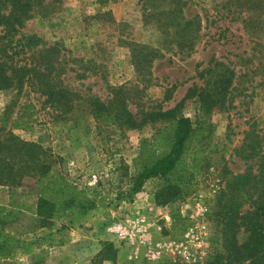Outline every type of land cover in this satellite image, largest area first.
<instances>
[{
	"label": "rangeland",
	"instance_id": "374dc122",
	"mask_svg": "<svg viewBox=\"0 0 264 264\" xmlns=\"http://www.w3.org/2000/svg\"><path fill=\"white\" fill-rule=\"evenodd\" d=\"M42 2L17 33L3 38L2 44L17 65L32 63L37 51L55 47L63 70L59 79L80 100L63 120L27 84L20 92L0 91V116L7 108L15 119L24 104L33 105L36 111L30 122L32 129L13 130L14 136L49 149L58 157L57 166L68 181L79 190L100 193L103 203L74 224H67L65 218L56 220L40 235L49 239L32 255L17 254L12 262L0 264H103L121 247L105 232V226L119 217V208H123L120 214L140 211L155 215L149 203L157 192L156 180L145 182L131 197L127 194L133 184L131 162L138 144L161 124L148 123L132 130L96 121L87 101L107 102L115 88L127 91V108L139 117L145 112L171 109L188 88L201 86L199 74L210 66V60L229 65L238 78L228 93L225 109L211 116L216 149L208 156L202 189L217 184L219 193L210 197L214 205L233 178L248 168L264 182V170L260 169L264 158V58L259 46L264 38L259 44L249 38V29L243 22L245 7L236 0ZM184 19L192 20L195 39L191 47L180 48ZM28 38L35 40L31 46H26ZM198 110V100L193 99L180 113L194 120ZM250 146H254L256 154ZM243 188L241 214L252 210L253 202L264 197V188L258 184ZM9 191L0 185V206H7ZM215 212L212 207L207 216L213 252L222 251L223 220ZM156 214L160 218V213ZM86 219L88 225L81 223ZM166 220L171 223L170 217ZM164 223L158 224L162 236L167 237L163 234L170 231L171 224ZM93 226H98L96 231ZM246 237L240 229L238 242H244ZM24 239L32 241L34 237ZM167 261L185 264L168 259L158 264Z\"/></svg>",
	"mask_w": 264,
	"mask_h": 264
},
{
	"label": "trees",
	"instance_id": "16d2710c",
	"mask_svg": "<svg viewBox=\"0 0 264 264\" xmlns=\"http://www.w3.org/2000/svg\"><path fill=\"white\" fill-rule=\"evenodd\" d=\"M43 0H0V91L20 92L30 85L44 98L53 110L65 120L80 100L59 79L62 64L59 50L51 47L37 51L32 63L13 64L3 38L14 35L29 20ZM245 7L248 36L256 44L264 38V0H236ZM182 20V18H181ZM180 30V48L191 47L192 20L184 19ZM28 38L26 46L34 44ZM258 41V42H257ZM262 53L264 58V43ZM188 47V48H189ZM210 66L199 74L202 85L188 88L183 98L166 111H150L139 117L127 108V91L115 88L107 102L90 99L87 105L96 121L114 124L132 130L146 124H161L148 138L138 144L137 155L132 159L133 184L127 196L139 192L144 183L157 181L154 204L169 209L171 228L164 236L178 240L189 227V221L179 212L178 203L193 197L206 183L203 172L212 149L214 126L211 116L225 109L226 99L236 78L233 68L222 62L210 60ZM197 99L199 110L194 120L180 113L185 103ZM35 107L24 104L15 119L6 108L0 116V185L7 186L9 202L0 206V261L12 262L16 255H32L36 247L49 239L40 236L58 219L74 224L93 212L103 198L98 192L79 190L68 181L58 168L57 160L49 149L14 136L13 130L30 131ZM1 133H4L1 136ZM258 145V144H257ZM249 147V145L247 146ZM253 154L254 146H250ZM260 169L264 170V158ZM264 188L262 177L251 174L250 169L236 176L222 192L213 207L223 220L221 249L210 254L205 264H264V197L253 202L250 211L241 214L240 193L243 187L256 185ZM240 229L247 234L238 242ZM161 233L163 230L161 229ZM33 236L32 241L24 239ZM116 253V252H115ZM115 263V255L108 259ZM163 264H172L167 261Z\"/></svg>",
	"mask_w": 264,
	"mask_h": 264
},
{
	"label": "built area",
	"instance_id": "2783aa9c",
	"mask_svg": "<svg viewBox=\"0 0 264 264\" xmlns=\"http://www.w3.org/2000/svg\"><path fill=\"white\" fill-rule=\"evenodd\" d=\"M202 188L193 197L178 204L181 216L189 221V227L178 240H171L168 236L152 240L149 227L152 217L140 211L122 213L105 226V232L117 244L126 248L134 259L141 257L152 264H158L164 259L185 264H203L213 253L207 216L213 207L210 197H216L219 188L217 184Z\"/></svg>",
	"mask_w": 264,
	"mask_h": 264
},
{
	"label": "crops",
	"instance_id": "0c3cea01",
	"mask_svg": "<svg viewBox=\"0 0 264 264\" xmlns=\"http://www.w3.org/2000/svg\"><path fill=\"white\" fill-rule=\"evenodd\" d=\"M149 207H150V210L154 211L155 215H158L156 213H160V218H157V216L153 215V217L150 220L151 224L149 225V227L151 229V239L154 241L164 239V237L162 236V233H161L160 225L158 223H159V221H165V223L163 224L164 226H169L171 224L170 222H167L168 220H166V219H169L167 211L165 212V210H167V209L166 208L163 209L162 207L156 206L153 201H150ZM122 209L123 208L118 209V211H119L117 213L118 216L121 215L120 212L122 211ZM158 210H161V212H158ZM81 223H83V224L87 223L86 225H88L89 219H86ZM97 228H98V226L94 227V231H96ZM97 244H99V243L97 242ZM113 247L115 249L117 248L115 246V244H113ZM102 263L103 264H113L112 261H108V260H104ZM115 263L116 264H152V263H147L141 257L136 258V259L131 258L128 251L123 247H118V249L115 253Z\"/></svg>",
	"mask_w": 264,
	"mask_h": 264
}]
</instances>
